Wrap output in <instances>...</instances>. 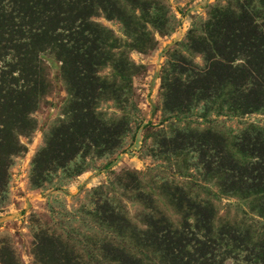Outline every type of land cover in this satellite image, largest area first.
<instances>
[{"label": "rangeland", "instance_id": "rangeland-1", "mask_svg": "<svg viewBox=\"0 0 264 264\" xmlns=\"http://www.w3.org/2000/svg\"><path fill=\"white\" fill-rule=\"evenodd\" d=\"M259 30L264 0H0V264H264Z\"/></svg>", "mask_w": 264, "mask_h": 264}, {"label": "trees", "instance_id": "trees-1", "mask_svg": "<svg viewBox=\"0 0 264 264\" xmlns=\"http://www.w3.org/2000/svg\"><path fill=\"white\" fill-rule=\"evenodd\" d=\"M258 38L261 40V44L262 45H264V33H262V31L261 30H259L258 31ZM255 85L257 86V87H262V90H263V93H262V95H261V99L259 100V102L261 101V105H264V86H263V84L262 83H258V82H256L255 83ZM259 104V103H258ZM257 146V145H256ZM263 147H264V145H263ZM245 151H248V153L247 152H245ZM251 151H252V148L250 147V148H248V150L247 149H239L238 151H237V154H236V158H240V159H238V160H242V159H246V158H248L249 157V159H250V156H249V154L251 153ZM264 151V150H263ZM240 166V167H239ZM239 166H237L236 168H234V173L231 175V177H233V178H235L236 180H237V183L238 184H241V182H248L249 180H250V178H251V176H250V174L247 172V171H244L243 169H242V167H241V163H240V165ZM228 174V173H227ZM232 187V186H231ZM237 187V186H236ZM246 188H248V186L246 187ZM239 189V188H238ZM239 190H241V189H239ZM249 191V190H248ZM257 195H260L263 199H264V189H259V192L257 193Z\"/></svg>", "mask_w": 264, "mask_h": 264}]
</instances>
